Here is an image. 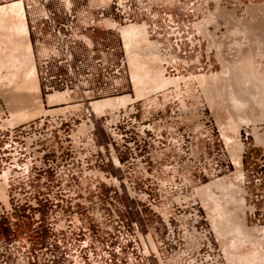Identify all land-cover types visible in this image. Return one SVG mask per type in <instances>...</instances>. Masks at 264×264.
Listing matches in <instances>:
<instances>
[{
    "label": "rangeland",
    "instance_id": "374dc122",
    "mask_svg": "<svg viewBox=\"0 0 264 264\" xmlns=\"http://www.w3.org/2000/svg\"><path fill=\"white\" fill-rule=\"evenodd\" d=\"M262 4L264 5V2L260 1L241 10H228L224 8L219 9H223L225 11L227 10L228 12L231 11L230 13L234 12L233 14L236 13V18L235 22L234 20H224V18L219 14L214 15L215 17L212 18L211 21L213 22V27L210 29L208 37L209 47L213 49V54L210 58V61L208 62V68H206L204 71L175 72L169 69L166 70L159 53L157 54V56L159 57H157L156 59L158 61H154L153 58H151V60L147 58L148 61L145 59L141 60L140 62L143 63L144 61L145 64H148V66H145L142 72L143 74L148 75V73H150L152 74V76L158 75V78L156 76V79L157 81H159V73L161 70H164L166 78H172L173 81L175 80L173 83L165 85L166 87L160 86L161 88H152V84H150L148 80L146 81V79H144V81H141L140 83L135 82V85L130 67L131 60L127 53L128 51L126 49L125 40L121 31L124 27H116L115 25L114 27H112L115 29H112L110 31L99 30V32L93 36V40L96 43L99 38H101L103 35H106V39L104 40V42H102L100 46L98 44L95 46V48L100 50L99 55L104 59L109 57L110 48L116 49V53L118 56L126 55L127 57L130 75L124 83V86L122 87L121 93L118 97L130 95L133 97V99H142L148 98L155 93L163 92L168 89L171 90V92L166 95V98L164 100H161V103L166 104L172 102L175 103L176 107L179 108V111H176V114L173 115L171 119L167 117L164 123L155 124V126H152L155 132L154 134L150 135V140L148 142L149 149H145L143 153L137 156L128 155V153H120L118 149H116V153L114 154L111 147L114 139L109 133L105 131L104 127L102 126L103 118L101 117L104 114L116 110L120 107L104 108L102 109V111L97 112L94 109V103H92V106L90 105V103L93 101H87L85 107H83L82 105L77 106V104L82 103H78V100L80 99L75 98L76 96L74 97L73 95L69 96L70 99L67 102L55 105L48 104L47 98L53 93H44V91H42L41 89V83L38 77L39 61L37 59L36 47L34 45V42L33 44H31V47L33 51L35 66L37 69V78L41 92L40 97L42 100V109L39 114L34 115L35 117L32 116L33 118H29L30 120H24L23 122H21V124L14 127L23 126L31 121H37L44 118L46 119L45 126L41 131L35 132L34 130H27L23 135H11L10 132L7 131V129L10 128L8 127L9 124L7 122L9 119H11L12 116L10 112L11 108L8 104L10 103V106L13 107L15 103L13 104L12 102H7V100L10 99L9 95H11V92L9 90L8 91L10 92V94L8 93V91L6 92L7 89L5 87L7 86V82H9V78L11 79V77H13L12 74H17L14 69H11V71L10 68H12V65H14L13 68L15 66L17 67V57L20 56V52H13V46H11L12 44L9 45V43L19 42L20 36L17 34H12L13 30H8L13 29L14 25L15 27H17V21L13 23V28H6L9 34L10 32H12L11 35L13 36H10L12 37L10 39L11 42L9 40H5L7 38H5L3 34H7L8 36L9 34L5 29V31L1 32L3 29L0 28V113L4 110L6 111L3 116L0 115V185L4 187L5 191L2 194V191L0 189V225L2 223L7 225L6 227H4V233L0 230V254L4 255L5 258H8V260L13 263H15L18 259H25L26 261H28V264H33V261L29 257L32 256L31 254L35 256V251L40 250L43 240L38 238L32 232V228H28V225L25 226L23 220L7 219L6 221H3L2 217L3 215H7L8 217H10L12 215L11 207L13 205H15L16 203L21 204L25 200H31L33 198V195L37 191H41V189L45 187V185H66L65 187L69 186L71 192L69 191L67 194L73 196V199H75L73 191H77L78 188L82 189L86 193H90L95 191L92 189V185H99L98 191L100 193V203L103 199L105 200L102 195L107 196L109 192H111L112 190L114 191V186L110 185H132V183H134V185H198L196 187L195 196L201 204L202 213L207 218L209 227L213 230V233L218 238V243H216L217 246L220 247L225 254L228 252L233 254L234 252L233 255L235 257L233 256V260L231 259L232 261H230L228 257L229 253L226 254L227 260L229 259V264H245L249 260H252V263L249 264H254L253 259L257 260V264H261L260 262L264 260V241H262L261 243V248L257 249V252L261 254L259 255L257 253L258 255H256L260 257H258V261L257 257L254 256L256 254L254 249L251 248L250 244L246 243V237L244 234L235 232V228L233 229V227L231 228V226L228 228V230H226L227 232L221 230L220 232L216 228V223L219 222V218L223 219L222 214L225 218L227 216V212L229 211L228 213H230L231 209L233 210V213L238 215L239 217V196L236 188L241 185L240 181H238L237 179L239 173H241L240 175H243L242 185L244 188L246 205L247 207L250 206L251 208H254L252 211H246L247 225L249 226L247 228L249 231H251L250 228L259 229L264 227V215H262V213L258 211L259 202L255 197L256 186L254 183L253 174V171H255V173L256 171L262 172V170H260V163L256 160H253L250 153H246L242 159L243 150L242 152H240V155L232 153V144L234 145V142L240 140V131L243 127L252 126L253 133H256L254 132V128L258 124L264 123V121H261L257 122L255 125H253L252 123L245 124V121L251 120V118L253 117L252 114L254 113L253 111H255V109V112L260 110L258 106L261 100L260 93L252 89L256 88L255 90H257V87L259 86V80L257 78H260V76L264 73V6ZM252 6L256 8V10L259 9L258 12H253L254 15H252L253 9L252 11L251 9H249ZM258 6L259 8H257ZM79 9L80 4L77 3L74 7V12L78 13ZM260 12L263 15L259 14ZM79 19H81V16H79ZM226 21L228 22L226 23ZM234 23H237L238 25H235ZM235 26L238 27V29L234 30ZM139 27L144 31L143 35H141L142 37L140 36L139 39H143H140L141 41L138 40L139 43L137 42L138 44L133 47L135 50L142 49L141 51H144L146 45H144L143 43L146 42L145 44H155L153 42L151 43V40L148 38L145 28L143 26ZM258 30H261L260 34ZM14 36L16 37V39L18 38L17 41L16 39L14 40ZM2 37L4 40L2 39ZM20 39L22 38L20 37ZM6 41H8L7 44H4L6 43ZM156 50L158 52L157 47ZM90 51L91 47L89 45L83 43L79 44L76 47L75 62H78L80 57L87 58ZM1 54H3V58ZM17 54H19V56ZM5 56L7 59L5 58ZM14 56L16 58H14ZM11 59L12 61H10ZM13 59H16L17 63L14 62L15 64H13ZM159 60L161 64L158 63ZM9 61L12 63V65H10L11 63ZM5 62H8L10 64L7 63V66ZM203 63H205V61H203ZM227 66L230 67L228 68ZM153 68L155 69V71L157 69L159 71L153 73ZM8 74L9 77L7 76ZM22 75H24V69H22V71L18 73L17 76L22 77ZM246 77L248 78L246 79ZM205 79L208 81V83H206L207 81ZM203 80L204 82H202ZM249 83L252 84L250 85ZM247 84L248 86H246ZM231 86L233 87V89ZM141 88L143 89L141 90ZM237 89H239V91ZM232 90L236 92L234 93V91L232 92ZM255 92L257 93L255 94ZM4 94L6 96H4ZM234 94H236L237 96ZM7 95L9 98L7 97ZM111 98L117 97L97 99L94 100V102L104 101ZM239 100H241L242 102H239ZM133 101L134 100H131V102ZM240 103H242V105H244L243 107L245 108H239ZM246 108L248 113L246 111ZM58 109L64 111H56ZM241 110L245 111L244 113L246 114H244ZM90 114H92L91 121H89ZM247 114L248 117L251 114V118L246 119L247 116L245 115ZM241 115H244L243 122L241 121L242 119H240L243 117H241ZM181 116L183 117V119L181 120L182 122H180L179 120H175V118ZM61 119L69 120V122L65 123L62 128L59 127ZM240 122H242L243 124ZM93 123L95 124L96 147H93L87 139H79V135L83 133V131H81L83 125L88 129L92 127ZM146 127H148V125H146ZM60 130L61 137L59 138L58 132ZM51 132L54 133L56 139H51L49 137ZM219 139L221 140L220 143L217 142ZM227 139H230L231 142L227 141ZM213 141H216L215 150L212 149ZM223 141H225L228 145L230 155L231 158H233L234 164H231L230 169H227V171L222 173L219 177L213 178L210 175L215 165H221L224 160H229V155L224 148ZM250 141H252L251 138ZM240 143L243 145L242 141ZM145 152H149L150 155L146 156V158H143L145 157ZM233 154H235L236 157H240L241 165L237 164V162L235 161L236 158L234 159L235 156ZM226 156L228 159L226 158ZM214 183L218 184L215 185ZM209 184L212 186L214 185V189L211 186L210 187L212 188V190L211 188H208L209 192L211 191L210 193H208L206 189ZM218 185L224 186L218 187ZM228 187L231 191L227 190ZM62 188L66 189L64 187ZM200 188H204V190H206L203 195V190L200 191ZM220 188L222 189L220 190ZM229 191L230 193H228ZM226 193H228L229 195ZM198 194L201 195V197ZM206 194L207 196L203 197ZM210 194L213 195L210 199H213L212 201L209 200L211 196ZM203 198H206V200L208 199L209 203H207L208 200H203ZM85 200L88 203L89 201H91V197L88 198L89 201L86 198ZM214 201H217L218 203ZM216 208L218 211L216 210L215 212ZM225 209L228 210L226 211ZM225 211L226 213H224ZM220 215L221 217H219ZM213 216H215V219L213 218ZM234 217L237 216L234 215ZM216 220L218 222H216ZM74 224L76 228H80L81 225L92 227L96 230L97 237L102 235V227H105L106 225V223L104 222L102 223L104 224L102 226L101 222H97L95 219H89L87 221L75 219ZM100 224L101 228H98ZM142 224H144V222H142ZM228 232L231 234L228 235ZM240 235L242 236L241 238ZM91 240L92 236H88V238H86L82 244H87V242ZM77 244L79 245V243ZM234 245H236L237 248H235ZM228 246L230 248H228ZM55 248L59 250L57 246ZM43 250V252L38 251L39 258L42 260L50 254L49 252H46V249ZM231 250L233 252H231ZM252 252H254L253 256L255 258L250 257V254H252ZM238 256L239 258H241L242 256H247L248 260H243V258H246L243 257L242 261H240V263H237L239 262H236V260H238L236 259ZM249 257L251 259H249Z\"/></svg>",
    "mask_w": 264,
    "mask_h": 264
},
{
    "label": "built area",
    "instance_id": "2783aa9c",
    "mask_svg": "<svg viewBox=\"0 0 264 264\" xmlns=\"http://www.w3.org/2000/svg\"><path fill=\"white\" fill-rule=\"evenodd\" d=\"M264 0H0V5L22 3L29 29L31 44L36 47L39 61L38 77L44 93L68 92L79 98L77 106L85 107L87 101L118 97L129 73L125 56L109 49L104 59L95 48L106 39L103 35L95 43L93 36L99 30L110 31L106 21L116 27L143 26L148 38L155 44L166 70L175 72H201L208 68L213 54L208 34L212 18L220 8L241 10ZM79 3L78 13L74 12ZM81 16V19H79ZM91 47L88 57L75 62L79 44ZM205 61V63H203ZM171 90L137 99L125 107L104 114L105 131L113 137L114 154L139 155L149 149L152 126L164 123L179 111L175 103H161ZM90 105L92 106V103ZM6 111L0 113L3 116ZM59 116V115H58ZM92 114L89 115L91 121ZM183 117L175 118L180 121ZM46 119L34 120L26 125L7 129L11 135H23L27 130L41 131ZM68 119H61L62 128ZM148 125V127H146ZM264 138V123L256 126ZM62 130V129H61ZM61 130L58 132L61 137ZM51 139H56L53 132ZM95 124L79 135L93 147ZM250 138L252 141H250ZM244 149L242 159L250 153L260 163V171H253L258 211L264 215V144H261L252 126L240 131ZM218 143L221 142L219 139ZM229 160L216 164L211 177H219L234 164L228 145L223 141ZM220 146V145H217ZM216 141L212 142L215 150ZM145 157L150 153H144ZM227 158V156H226ZM228 159V158H227ZM114 186L105 200L100 201L99 185L94 192L78 188L75 197L82 195L94 203L89 219L106 223L102 235L70 250L60 243L59 250L52 247L45 259L29 257L33 264H229L227 256L217 246L218 238L209 227L208 220L195 196L198 185H110ZM107 199V201H106ZM257 211V209H256ZM144 222V224H142ZM101 224L98 228H101ZM104 224H102L103 226ZM54 246V247H56ZM48 253V252H47ZM17 260V259H16ZM28 264L25 259L15 263L0 254V264Z\"/></svg>",
    "mask_w": 264,
    "mask_h": 264
},
{
    "label": "bare ground",
    "instance_id": "6f19581e",
    "mask_svg": "<svg viewBox=\"0 0 264 264\" xmlns=\"http://www.w3.org/2000/svg\"><path fill=\"white\" fill-rule=\"evenodd\" d=\"M263 5V4H262ZM264 6V5H263ZM257 8H259V6L257 7ZM261 8V7H260ZM249 9H251V11H252V9H253V11H252V13L254 12V11H257L258 12V10L259 9H257L256 10V8H254L253 6L251 7V8H249ZM264 9V8H263ZM250 11V12H251ZM231 12V11H230ZM230 12H228L227 10L225 11V10H223V9H221V10H218V13L217 14H219L221 17H223L224 18V20H229V21H233L234 20V22H235V18H236V16H235V14H233V13H230ZM247 12V11H246ZM259 14H262L261 12L259 13ZM258 14V15H259ZM218 15V16H219ZM252 15H254V13L252 14ZM263 15V14H262ZM251 16V15H250ZM217 17V16H216ZM262 17V16H261ZM264 18V17H263ZM15 21H17V27H15V25H14V28H13V23H15ZM228 21H226V23H227ZM255 22V21H254ZM106 24L108 25V26H111V28L112 27H114L115 26V24L113 23V22H110V21H106ZM229 24V23H228ZM232 24V23H231ZM235 24V23H234ZM237 24V23H236ZM235 24V25H236ZM255 24V23H254ZM238 25V24H237ZM241 25V24H240ZM244 25V24H243ZM256 25H257V23H256ZM259 25V24H258ZM245 26V25H244ZM248 26H251V25H248ZM247 26V27H248ZM254 26V25H253ZM240 27V26H239ZM259 27V26H258ZM0 28L1 29H3L1 32H3V31H5L6 30V28L8 29V28H13V29H8V30H10V31H12V32H10V34L7 32V30H6V32L9 34V36L7 35H5V34H3V33H1V34H3L4 35V37L5 38H7V39H5V40H9L10 42H11V38L12 37H10V36H13V35H11V33L12 34H17V35H19L22 39H20V37H19V42H12V43H9V45H11V46H13V49L14 50H12L13 52L14 51H18V52H20V56H19V54H17L19 57H17V61H18V63L16 62V59H13L14 61L12 62L13 64H15V63H17L16 65H17V67L15 66L14 68H13V66L14 65H12V63L10 62V61H12V59L9 61L10 63H8V64H10V65H12V68H10V70L11 69H14L15 71H16V73L17 74H12V76L13 77H11V79L9 78V82H7V86L5 87L6 89V92L9 90L10 92H11V95H9L10 94V92L8 91V95H9V97H10V99H8V100H10V101H8L7 99V102H12L13 104L15 103V105H13V107L12 106H10V103L8 104L9 105V107L11 108V110H10V112H11V114H12V116H11V119H9L8 120V124H9V126L11 125V126H14V125H17V124H19V123H21V122H23L24 120H28L29 118H31L32 116L33 117H35L34 115H36V114H39L40 113V111H41V107H42V100H41V97H40V87H39V83H38V78H37V69H36V66H35V62H34V58H33V51H32V47H31V42H30V39H29V31H28V27H27V23H26V17H25V11H24V7H23V5H22V3H19V2H13V3H10V4H6V5H0ZM230 28H232V27H230ZM246 28V27H245ZM257 28V27H256ZM262 28V27H261ZM261 28H259V29H261ZM5 29V30H4ZM236 29H238V27H236L235 26V28H234V30H236ZM251 29V28H250ZM263 29V28H262ZM15 30H17V31H15ZM231 30V29H230ZM240 30V29H239ZM245 30V29H244ZM243 30V31H244ZM15 31V32H14ZM122 35H123V38H124V40H125V44H126V49H127V53H128V55H129V57H130V60H131V73H132V78H133V81H134V83L136 82H141V81H144V79H146V81L148 80L149 82H150V84H152V88H156V87H160V86H165V85H167V84H170V83H173L174 81L172 80V78L170 79V78H166L165 77V74H164V70H161L160 71V73H159V76H160V78H159V81H157V79H156V76H157V78H158V75H155V76H152V74H150V73H148V75H146V74H143L142 72H143V70H144V68H145V66H148V64L146 65L145 63H144V61H143V63L142 62H140L141 60H143V59H145V60H147L148 61V59L147 58H149L150 60H151V58H153V60L154 61H158V60H156L157 59V57H159V56H157V54H158V52H157V50H156V47H155V45H152V44H145V43H143L144 45H146V47H145V49H144V51H141L142 49H140V50H135L134 49V47H135V45H137L138 43H139V41H141L140 39H143V38H140L139 39V37L141 36V35H143V29L142 28H140L139 26H127V27H124V28H122ZM257 31V30H256ZM259 31V34H260V31L261 30H258ZM235 32V31H234ZM245 32V31H244ZM244 32H243V34H244ZM236 33V32H235ZM238 33V32H237ZM258 33V32H257ZM263 33V32H262ZM2 35V36H3ZM240 35V34H239ZM16 36V35H15ZM14 36V37H15ZM235 36V35H234ZM18 37V36H17ZM142 37V36H141ZM1 39V38H0ZM2 39H3V37H2ZM16 39V37L14 38V40ZM18 39V38H17ZM17 39H16V41H17ZM4 40V39H3ZM139 40V41H138ZM13 41V40H12ZM143 41H146V40H143ZM5 42V41H4ZM7 42L8 41H6V43H4V44H7ZM138 42V43H137ZM152 43V42H151ZM142 44V43H141ZM217 45V44H216ZM8 46V45H7ZM134 46V47H133ZM136 47H138V46H136ZM9 48H10V46H9ZM12 48V47H11ZM10 50V49H9ZM2 51V50H1ZM3 52V51H2ZM1 52V53H2ZM5 52V51H4ZM6 52H8V51H6ZM11 52V51H10ZM13 52H12V54H13ZM17 52V53H18ZM4 54V53H3ZM3 54H1V56L3 55ZM9 54H11V53H9ZM8 55V54H7ZM15 55V54H14ZM12 56V55H11ZM2 58H3V56H2ZM5 58H6V56H5ZM13 58V57H12ZM14 58H16L15 56H14ZM138 58V59H137ZM1 59V58H0ZM7 59V58H6ZM5 59V60H6ZM10 59V58H9ZM8 59V60H9ZM136 60H138V61H136ZM3 61V60H2ZM146 61V62H147ZM15 62V63H14ZM153 62V61H152ZM6 63V62H5ZM6 63V65L8 66V64ZM158 63H160V60H159V62ZM153 64V63H152ZM161 64V63H160ZM0 65H1V63H0ZM4 65V64H3ZM11 67V66H10ZM160 67V66H159ZM228 67V66H227ZM230 67V66H229ZM228 67V68H229ZM235 67V66H234ZM7 68H9V67H7ZM16 68V69H15ZM22 69H24V75H22V77H20V76H17L18 75V73H20L21 71H22ZM147 69V68H146ZM154 69V68H153ZM236 69H238V68H236ZM6 70H8V69H6ZM151 70V69H150ZM12 71V70H11ZM146 71V70H145ZM159 70L157 69L156 71H155V69H154V71H153V73H155V72H158ZM263 71V70H262ZM14 72V71H13ZM8 73V72H7ZM10 73V72H9ZM15 73V72H14ZM145 73V72H144ZM11 74V73H10ZM22 74V73H21ZM157 74V73H156ZM261 74H262V72H261ZM245 75H247V74H245ZM8 77H9V74L7 75ZM202 76V75H201ZM206 76V75H205ZM204 76V77H205ZM211 76V75H210ZM1 77V76H0ZM4 77V76H3ZM208 77V76H207ZM245 77V76H244ZM20 78H22V79H20ZM202 78V77H201ZM200 78V79H201ZM206 78V77H205ZM248 77H246V79H247ZM4 79V78H3ZM177 79V78H176ZM200 79H199V81H200ZM207 79V78H206ZM205 79V80H206ZM211 79V78H210ZM213 79V78H212ZM258 80H259V82H258V84H259V86L257 87V90H255V89H252V90H254V91H258V93H260V98H261V100H260V104L258 105L259 106V111H257V112H255L256 111V109H255V111H253L254 113L252 114L253 115V117L255 118H251V114H250V116L248 117V114L247 115H245V116H247L246 117V119L248 118H251V120H247V121H245V124L246 123H252L253 125H255L257 122H261V121H264V73L260 76V78H257ZM183 80V79H182ZM250 80V79H249ZM248 80V81H249ZM207 81V80H206ZM236 81V80H235ZM202 82H204V80L202 81ZM210 82V81H209ZM246 82V81H245ZM250 82V81H249ZM136 83H135V85H136ZM138 83V84H139ZM146 83V82H145ZM206 83H208V81L206 82ZM235 83V82H234ZM238 83V82H237ZM248 83V82H247ZM143 84V83H142ZM204 84V83H203ZM250 84V83H249ZM252 84V83H251ZM250 84V85H251ZM254 84V83H253ZM140 85V84H139ZM147 85V84H146ZM231 85V84H230ZM236 85V84H235ZM257 85V84H256ZM155 86V87H154ZM246 86H248V84L246 85ZM140 87V86H139ZM146 87H148V86H146ZM166 87V86H165ZM232 87V86H231ZM252 87H253V85H252ZM161 88V87H160ZM234 88H235V86H234ZM259 88V89H258ZM139 89V88H138ZM143 88H141V90H142ZM232 89H233V87H232ZM241 89V88H240ZM246 89V88H245ZM161 90V89H160ZM234 90H236V89H234ZM234 90H232V92L234 91ZM238 91H239V89H237ZM244 90V89H243ZM231 91V90H230ZM246 91V90H245ZM244 91V92H245ZM5 92V93H6ZM236 91H234V93H235ZM242 92V91H241ZM240 92V93H241ZM257 92H255V94H256ZM13 94V95H12ZM139 94V93H138ZM137 94V95H138ZM143 94V93H142ZM237 94V93H236ZM236 94H234V95H236ZM8 95H7V97H8ZM141 95V94H140ZM253 95V94H252ZM4 96H6L5 94H4ZM143 96V95H142ZM231 96V95H230ZM233 96V95H232ZM237 96V95H236ZM255 96V95H254ZM257 96V95H256ZM6 97V98H7ZM8 97V98H9ZM234 97V96H233ZM239 97V96H238ZM238 97H236V98H238ZM242 97V96H241ZM259 97V96H258ZM245 98V97H244ZM243 98V99H244ZM247 98V97H246ZM259 98V99H260ZM70 99V97H69V95L68 94H66V92H55V93H53V94H51V95H49L48 96V98H47V102H48V104L49 105H54V104H59V103H64V102H67L68 100ZM233 99V98H232ZM241 99V98H240ZM258 99V100H259ZM5 100V101H6ZM131 100H135V99H133V97H131L130 95H124V96H121V97H117V98H111V99H107V100H104V101H97V102H93L94 103V109H95V111H102V109H104V108H118V107H124V106H126V105H128L130 102H131ZM230 100H231V98H230ZM248 100V99H247ZM257 100V99H256ZM241 100H239V102H240ZM231 102H233V101H231ZM242 102V101H241ZM246 102V101H245ZM244 102V103H245ZM11 103V104H12ZM238 103V102H237ZM234 104H235V101H234ZM250 104V103H249ZM248 104V105H249ZM237 105V104H236ZM240 106H239V108H245V107H243L244 105H242V103H240L239 104ZM251 106V105H250ZM250 106H248V107H250ZM254 106V105H253ZM237 107V106H236ZM235 107V108H236ZM246 107H247V104H246ZM257 107V106H256ZM13 108V109H12ZM234 108V109H235ZM238 108V107H237ZM254 109H252V110H254ZM236 110V109H235ZM243 110H245V109H243ZM52 111V110H51ZM55 111V110H54ZM56 111H64V110H60V109H58V110H56ZM238 111V110H237ZM242 111V110H241ZM246 111H247V108H246ZM49 112V111H48ZM243 113L245 112V111H242ZM252 112V111H251ZM52 113V112H51ZM247 113H248V111H247ZM244 114H246V113H244ZM255 114V115H254ZM41 115V114H40ZM240 116V115H239ZM243 116V117H242ZM32 117V118H33ZM241 117L242 118H240V119H242L241 121L243 122V118H244V115H241ZM239 119V120H240ZM30 120V119H29ZM237 120H238V118H237ZM245 120V119H244ZM242 122H240V123H242ZM7 124V125H8ZM243 124V123H242ZM248 125V124H247ZM237 127V126H236ZM13 128V127H12ZM87 130V128L83 125V127H82V129H81V131H83V132H85ZM254 132H256V133H254V134H256V136H257V140L261 143V144H264V138L262 137V136H259L258 134H257V128L255 127L254 128ZM229 138V137H228ZM232 139V138H231ZM232 140H234V139H232ZM237 140V139H236ZM227 141H230V139L228 140L227 139ZM235 141V140H234ZM240 140H237L236 142H234V145L232 144V153H235L236 155H240V152H242V150L244 149V146L239 142ZM231 142V141H230ZM232 143H233V141H232ZM239 153V154H238ZM235 154H233L235 157H234V159H235V161L237 162V164H240L241 165V163H240V157L238 156V157H236V155ZM236 164V165H237ZM239 166V165H238ZM240 167V166H239ZM241 173H239V176H238V181H240V186L238 187V188H236L237 190V193H238V196H239V212H240V215H239V217H238V215H236V214H234L233 213V210L231 209H229L230 210V213H228L227 212V216L224 218V216H223V214H222V217H223V219L221 218H219L218 219V221L216 220V222H218V223H216L217 224V226H216V228H217V230H221V231H225V232H227L226 230H228V228L231 226V228L233 227V229L235 228V232H240V234L242 233V234H244L245 235V237H246V243H248V244H250L251 245V248H253L254 249V251H255V255H254V252H252V254H250L251 256V258H253L254 256L255 257H257V259H258V257L259 256H256V255H261L260 253H258L257 252V249H259V248H261V243H262V241H264V227L263 228H259V229H257L256 227V229H253V228H250V230L251 231H249L248 230V228L247 227H249L248 225H247V214H246V211L247 210H253L254 208L252 207H247V205H246V202H245V193H244V188H243V185H242V183H243V175H240ZM227 181V180H226ZM216 182V181H215ZM218 182V181H217ZM222 182V181H221ZM219 183V182H218ZM217 183V184H218ZM210 184H212V183H210ZM209 184V186H207L206 187V189H207V191H208V193H210L209 192V190H208V188L210 189L211 187L214 189V185L212 186V185H210ZM215 184V183H214ZM217 184H215V185H217ZM231 184V183H230ZM227 185V184H226ZM206 186V185H205ZM211 186V187H210ZM219 186H224V185H218V187ZM233 186V185H232ZM204 187V186H203ZM230 187H231V185H230ZM212 188H211V190H212ZM216 188V187H215ZM0 189H1V191H2V194L5 192L4 191V187L3 186H1L0 185ZM201 189V188H200ZM222 188H220V190H221ZM233 189V188H232ZM203 190V191H202ZM224 190V189H223ZM226 190V189H225ZM227 190H230L229 189V187H228V189ZM235 190V189H234ZM200 191H202V195H203V193H205V191L206 190H204V188L203 189H201ZM231 191V190H230ZM230 191L228 192V193H230ZM198 192H199V190H198ZM213 192V191H212ZM215 192V191H214ZM225 192H227V191H225ZM225 192H224V194H225ZM207 193V192H206ZM207 193V194H208ZM228 193H226V194H228ZM235 193V192H234ZM233 193V194H234ZM199 194H200V192H199ZM198 194V195H199ZM207 194L206 195H204L203 197H206L207 196ZM211 195V196H210ZM210 195H208V196H210V198H209V200L211 199V197L213 196L212 194H210ZM229 195V194H228ZM200 197H201V195H199ZM234 196V195H233ZM237 196V195H236ZM215 197V196H214ZM213 197V198H214ZM229 197V196H228ZM230 198V197H229ZM234 198V197H233ZM236 198V199H237ZM206 200V198H203V200ZM218 199V198H217ZM231 199V198H230ZM235 199V200H236ZM208 200V199H207ZM206 200V201H207ZM209 200H208V202L207 203H209ZM213 200V199H212ZM212 200H210V201H212ZM214 202H217V201H214ZM232 202V201H231ZM234 202H236V201H234ZM206 203V202H205ZM218 203V202H217ZM226 203H228V202H226ZM214 204V203H213ZM212 204V205H213ZM236 204V203H235ZM218 205V204H217ZM217 205H215V206H217ZM227 205V204H226ZM225 205V206H226ZM232 205V204H231ZM230 205V206H231ZM237 206V205H236ZM221 207V206H220ZM220 207H218V208H220ZM229 207V206H228ZM238 207V206H237ZM213 208V207H212ZM222 209V208H221ZM212 210V209H211ZM214 210V209H213ZM216 210H217V208L215 209V212H216ZM223 210V209H222ZM221 210V211H222ZM226 211L228 210V209H225ZM236 210V209H235ZM218 211V210H217ZM220 211V212H221ZM226 211L224 212V213H226ZM231 211H232V213H231ZM223 212V211H222ZM220 214V213H219ZM215 215V214H214ZM234 215L235 216H237V217H234ZM215 216H213V218H214ZM219 217H221V215L219 216ZM218 218V217H217ZM215 219V218H214ZM215 221V220H214ZM215 223V222H214ZM213 223V224H214ZM216 228H215V230H216ZM230 228V229H231ZM220 231V232H221ZM224 232V233H225ZM230 232V231H229ZM228 232V233H229ZM223 233V232H222ZM227 233V234H228ZM231 233H229L228 235H230ZM239 234V233H238ZM220 235V234H219ZM222 235V234H221ZM237 235V234H236ZM262 236V237H261ZM222 237H224V236H222ZM239 237V236H238ZM242 236L240 235V238H241ZM244 239V238H243ZM235 240H236V238H235ZM241 240V239H240ZM238 242V241H237ZM232 243V242H231ZM233 244V243H232ZM231 244V245H232ZM239 245V244H238ZM237 245V246H238ZM242 245V244H241ZM244 245V244H243ZM235 246V248H237L236 247V245H234ZM232 247V246H231ZM228 248H230L229 246H228ZM233 248V247H232ZM231 248V249H232ZM226 249V248H225ZM234 249V248H233ZM227 250V249H226ZM229 250V249H228ZM253 251V250H252ZM259 251V250H258ZM231 252H233L232 250H231ZM229 253V254H228ZM228 253H226V254H228V257H229V259H230V261H232L233 260V254H234V252H233V254H231L230 252H228ZM258 253V254H257ZM261 253H263V252H261ZM248 254V255H249ZM236 255V254H235ZM240 255V254H239ZM243 255H245V254H243ZM247 255V254H246ZM254 255V256H253ZM263 255V254H262ZM264 256V255H263ZM262 256V257H263ZM235 257V256H234ZM243 257H246L245 259L243 258ZM249 257V259H251ZM254 257V258H255ZM242 258H243V260H248V258H247V256H242L241 258H239V256L236 258V259H238V260H236V262L237 261H239V262H237V263H240V261H242ZM260 258V257H259ZM228 259V260H229ZM232 259V260H231ZM235 259V258H234ZM240 259V260H239ZM262 259V258H261ZM261 259H260V261H261ZM254 261H253V263L255 264H257V260L256 259H253ZM256 260V261H255ZM251 261V262H250ZM258 261H259V259H258ZM262 261H264V260H262ZM260 262L261 264H263L264 262ZM235 262V261H234ZM246 262V261H245ZM244 262V263H245ZM248 262V264L249 263H252V260H249V261H247ZM247 262L245 263V264H247ZM233 263V262H232ZM21 264H24V262L23 263H21Z\"/></svg>",
    "mask_w": 264,
    "mask_h": 264
},
{
    "label": "flooded vegetation",
    "instance_id": "af4514ba",
    "mask_svg": "<svg viewBox=\"0 0 264 264\" xmlns=\"http://www.w3.org/2000/svg\"><path fill=\"white\" fill-rule=\"evenodd\" d=\"M65 186L45 185L31 200L13 205L12 215H3L2 220H23L25 226L32 228V232L43 240L40 250L36 251L43 252L46 249V252H51L52 247L60 243L69 246L70 250L77 248V243L81 245L88 236H92L93 229L83 225L76 228L75 219L89 220L95 206L94 203H87L82 195L74 196L73 199L67 194L71 192L70 187ZM6 226L4 223L0 225L3 233Z\"/></svg>",
    "mask_w": 264,
    "mask_h": 264
},
{
    "label": "crops",
    "instance_id": "0c3cea01",
    "mask_svg": "<svg viewBox=\"0 0 264 264\" xmlns=\"http://www.w3.org/2000/svg\"><path fill=\"white\" fill-rule=\"evenodd\" d=\"M131 97H132V96H131ZM54 105H55V104H54ZM49 111H51V110H49ZM19 124H21V123H19ZM19 124H17V125H19ZM14 126H16V125H14ZM14 126H8V127H11V128H12V127H14Z\"/></svg>",
    "mask_w": 264,
    "mask_h": 264
}]
</instances>
